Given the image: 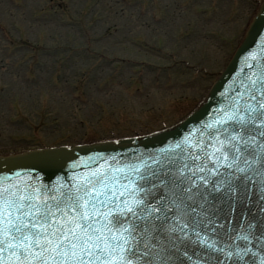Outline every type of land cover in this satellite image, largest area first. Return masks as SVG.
Returning <instances> with one entry per match:
<instances>
[{"label": "rangeland", "instance_id": "1", "mask_svg": "<svg viewBox=\"0 0 264 264\" xmlns=\"http://www.w3.org/2000/svg\"><path fill=\"white\" fill-rule=\"evenodd\" d=\"M257 0H0V154L185 116Z\"/></svg>", "mask_w": 264, "mask_h": 264}, {"label": "snow or ice", "instance_id": "2", "mask_svg": "<svg viewBox=\"0 0 264 264\" xmlns=\"http://www.w3.org/2000/svg\"><path fill=\"white\" fill-rule=\"evenodd\" d=\"M186 144L196 151L174 175L169 167L157 177L138 161L51 186L0 178V264H206L193 260V245L243 260L250 248L228 251L216 236L225 206L235 211L257 181L264 189V69L253 68L236 99Z\"/></svg>", "mask_w": 264, "mask_h": 264}, {"label": "water", "instance_id": "3", "mask_svg": "<svg viewBox=\"0 0 264 264\" xmlns=\"http://www.w3.org/2000/svg\"><path fill=\"white\" fill-rule=\"evenodd\" d=\"M253 65L257 72L264 69V0H258L237 47L230 56L224 70L209 88L204 98L195 109L174 126L145 136L108 140L100 142L59 145L36 149H26L0 154V178L16 181L17 175L24 182L51 186L59 182L71 181L74 174L91 168L125 169L138 167V161L149 165L157 177L172 168H179L182 162L191 163L188 159L191 152L186 141H195L198 133L205 130L207 124L214 121L220 112V105L235 100L239 89L252 75ZM223 94V95H222ZM181 145L177 148L176 145ZM149 157L158 164H152ZM163 170V171H162ZM117 178L119 174L117 173ZM264 189L259 182L250 189L248 199L235 206L229 212L225 206L220 214L224 227L216 236L217 246L235 252L236 248H250L251 253L240 260L237 256L226 257L221 252L210 248L193 245V260L203 259L206 264H260L264 256ZM216 217H213L215 219ZM253 227H249V224ZM248 236V240L237 239V236ZM252 253H255L253 255ZM191 264V262H188Z\"/></svg>", "mask_w": 264, "mask_h": 264}]
</instances>
